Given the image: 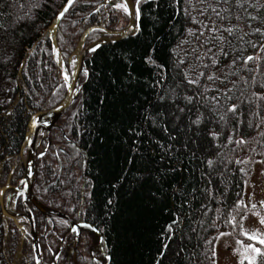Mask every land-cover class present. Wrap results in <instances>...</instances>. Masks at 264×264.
<instances>
[{"label": "trees", "instance_id": "trees-1", "mask_svg": "<svg viewBox=\"0 0 264 264\" xmlns=\"http://www.w3.org/2000/svg\"><path fill=\"white\" fill-rule=\"evenodd\" d=\"M66 4L0 0V190L25 176L34 115L68 95L52 33ZM138 7L134 36L86 56V85L37 162V199L80 226L30 204L43 264H216L220 233L251 242L243 164H264V0ZM129 21L123 6L76 0L56 36L67 69L87 30L83 49ZM32 243L0 203V264H36Z\"/></svg>", "mask_w": 264, "mask_h": 264}, {"label": "water", "instance_id": "water-1", "mask_svg": "<svg viewBox=\"0 0 264 264\" xmlns=\"http://www.w3.org/2000/svg\"><path fill=\"white\" fill-rule=\"evenodd\" d=\"M75 1L76 0H73V3L70 6L68 4L65 5V7L68 8V11L72 7V5L75 3ZM124 1H125V3H127L128 9H129L128 13L130 16V22H129L128 27L123 31H119V32H115V33H108V35L106 37L95 41L91 45L87 46L85 49H83V46H84V43H85L87 37L89 36V34L92 31L96 30L97 28L93 27L84 33V35L81 39V42L79 44V47L75 53V56L77 57V61L75 63V66H74V69H73L72 75H71V86H72L71 88H69V84H68L67 80H65L67 83V87H68L67 97L56 109H54L52 111L38 113V114L34 115V117L32 118V120L30 122L29 133L27 135L26 142H25L23 149H22V156L24 158V163H25V167H26V172H25V176L22 180V183L16 187H13V186L8 184L7 186L3 187L0 191V203L2 206L4 216L6 218H9L12 221H14L15 224L19 228H22V227L18 224L15 217L12 215H9L6 211V205H5V201H4L5 192L7 190H12L13 191V197H15L17 199L18 196H22V198H23V202L25 205V213L29 216L30 223H31V235L33 238V254H34V259H35L36 264H37V260L39 261V264H43V260H42V256H41L40 240H39V236H38V232H37V221L35 218L34 211L30 206V203H32L35 208L40 210L46 216H52V217L55 216V217L63 218L69 222L70 226L74 225L77 229L80 228L79 225L75 224L64 213H62L58 210L46 208L36 198V196L34 194V182L36 179L37 162L39 159L44 157L49 150L50 133H51L52 127L55 125V123L58 121V119L66 111H68L71 108V106L77 101L82 90L84 89V87L86 85V82L82 83V74L84 71H88V70H86V68L84 66V61H85L86 56L88 54L94 52L95 50L99 49L103 45L109 43V42L120 41V40L128 38L130 36H134L139 31L140 18L137 19L134 15L136 5L134 4L133 0H124ZM107 2H109V0H107ZM67 12H65L64 16L67 14ZM62 19L63 18H61L58 15V17L55 20L54 25L52 27V33H53L54 48L56 51H58L59 64L63 68V65L61 63L62 57H61V53L58 49V43H57V37H56L57 36V29H58V26H59ZM92 49H95V50H92ZM47 117H49V119H46ZM42 128L45 129V134H44L43 138L39 141V143L36 144V137H37L38 131ZM46 139L49 141L47 148L45 149V151L43 153L37 155L38 148ZM25 150H27L26 157H25ZM71 229H72V227H71Z\"/></svg>", "mask_w": 264, "mask_h": 264}, {"label": "rangeland", "instance_id": "rangeland-1", "mask_svg": "<svg viewBox=\"0 0 264 264\" xmlns=\"http://www.w3.org/2000/svg\"><path fill=\"white\" fill-rule=\"evenodd\" d=\"M110 1L115 5L121 4L123 6L125 4L124 0ZM75 59H77V57H75ZM75 61L76 60H74V63ZM64 69L68 71L71 80L72 70L69 71L66 66L64 67ZM40 131V139H42L45 134V129H40ZM243 166L245 172H247L245 179V202L247 206V216L244 221V232H247L249 234H264V224L260 222L261 218H264V204H262V202H264V164L259 159H248L244 162ZM21 183L22 181L18 185H20ZM8 184L10 185V183ZM11 196L13 197V191L7 190L5 192L4 201L6 202L7 198H10ZM13 199H15V197H13ZM253 205H255V207H253ZM19 214L22 215L24 218L26 217L27 219L23 221L24 223L19 225L30 231L31 223L29 216L25 212H20ZM250 243L258 246L256 244V241H251ZM250 243H246L237 239L231 232L220 233L218 235L215 247L216 264H241L242 261L243 264H248V261L244 259L243 253L244 248Z\"/></svg>", "mask_w": 264, "mask_h": 264}, {"label": "snow or ice", "instance_id": "snow-or-ice-1", "mask_svg": "<svg viewBox=\"0 0 264 264\" xmlns=\"http://www.w3.org/2000/svg\"><path fill=\"white\" fill-rule=\"evenodd\" d=\"M73 3V0H67V4L70 6L71 4ZM139 0H137V4L135 6V12H134V15L137 19H139V15H140V11H139ZM116 8H120L122 7L121 4H116L115 5ZM123 9L126 13L129 12V9H128V6H127V3H125L123 5ZM68 11V8L65 7L63 10H61V12L59 13V16L61 18H63L65 12ZM131 14V13H130ZM92 50H95V49H92ZM249 60L253 59V57H248ZM64 77H65V80H68L69 79V73L67 72V70H65L64 72ZM72 86L69 85V88H71ZM233 111H235V106L233 105V108H232ZM209 163H211V161H209ZM262 204H264V202H262ZM253 207H255V205H253ZM233 224H235V217L232 218V221H231ZM260 222L262 224H264V218H261ZM65 223H67V221H65ZM86 227H92L91 225H85ZM72 227V230L74 232L77 233V235H79V229H77L74 225L71 226ZM94 230H97L98 229H94ZM250 241H256L259 245H264V234H260V233H256V234H249L247 232H244L243 233ZM167 246L165 245V248ZM251 253V254H249ZM244 259H246L248 261V264H256V257L259 256V255H264V248L262 247H258L256 246L255 244H248L245 248H244ZM110 259V258H109ZM37 264H39V261L37 260ZM241 264H243V261L241 262Z\"/></svg>", "mask_w": 264, "mask_h": 264}, {"label": "bare ground", "instance_id": "bare-ground-1", "mask_svg": "<svg viewBox=\"0 0 264 264\" xmlns=\"http://www.w3.org/2000/svg\"><path fill=\"white\" fill-rule=\"evenodd\" d=\"M65 67V65H64ZM66 69H64L65 72ZM68 72V71H67ZM68 84L71 85V80H70V76L69 79L67 80ZM46 119H49V117H47ZM43 129V128H42ZM40 133L41 131H38L37 137H36V144L39 143L40 139ZM15 199H13V197L11 196L10 198H7L6 203V211L9 215H12L15 217L16 221L18 222V224H22L24 223L23 221L27 220L26 217L24 218L22 215L18 214L15 210Z\"/></svg>", "mask_w": 264, "mask_h": 264}]
</instances>
